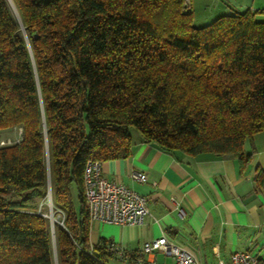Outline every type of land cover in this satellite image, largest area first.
<instances>
[{
	"label": "trees",
	"instance_id": "trees-1",
	"mask_svg": "<svg viewBox=\"0 0 264 264\" xmlns=\"http://www.w3.org/2000/svg\"><path fill=\"white\" fill-rule=\"evenodd\" d=\"M255 12L195 26L190 0H0V130L21 129L0 146V264L123 262L111 240L90 243L83 170L130 155V128L164 150L245 162L264 131ZM48 181L63 214L53 235L34 201Z\"/></svg>",
	"mask_w": 264,
	"mask_h": 264
},
{
	"label": "crops",
	"instance_id": "crops-1",
	"mask_svg": "<svg viewBox=\"0 0 264 264\" xmlns=\"http://www.w3.org/2000/svg\"><path fill=\"white\" fill-rule=\"evenodd\" d=\"M243 148L242 163L230 156L168 151L132 136L130 155L102 161V173L145 195L148 213L141 225L89 219L90 243L104 238L124 248L121 264H172L162 252L138 259L142 244L162 235L202 264H231L235 251L253 252L264 261V188L256 181L257 168L264 169V131ZM133 171L145 173L146 181L132 179Z\"/></svg>",
	"mask_w": 264,
	"mask_h": 264
},
{
	"label": "built area",
	"instance_id": "built-area-1",
	"mask_svg": "<svg viewBox=\"0 0 264 264\" xmlns=\"http://www.w3.org/2000/svg\"><path fill=\"white\" fill-rule=\"evenodd\" d=\"M188 3L189 0H186ZM21 129L17 137L0 139V146L12 144L19 140ZM131 178L146 181L145 173L131 172ZM83 193L88 209L89 219L118 225H141L148 213L147 197L118 181L106 178L102 173V162L88 160L83 170ZM49 197V193H48ZM112 249L118 257L127 254L124 248L114 244ZM162 252L172 257V264H202L194 253L186 247L176 244L166 235L145 241L140 249V257ZM139 258V261H141ZM231 264H264L256 254L249 251H235L230 256ZM150 264H157L154 260Z\"/></svg>",
	"mask_w": 264,
	"mask_h": 264
},
{
	"label": "rangeland",
	"instance_id": "rangeland-1",
	"mask_svg": "<svg viewBox=\"0 0 264 264\" xmlns=\"http://www.w3.org/2000/svg\"><path fill=\"white\" fill-rule=\"evenodd\" d=\"M9 6L14 16H17L12 3L9 2ZM190 8L194 18V25L203 26L222 14H232L235 11H243L246 8H250L253 11H256V9L264 10V0H190ZM255 17L258 20H264V11H256ZM130 133L133 137L139 135L135 128H130ZM17 135L18 133L13 129L0 130V139L10 137L14 140ZM49 186L50 183L48 188ZM70 196L73 204L77 205L78 191L75 184H71L70 186ZM34 201L38 209L48 219L49 225L52 218L54 219L53 223L62 225L63 214L60 210L53 209L52 200L48 197V192L44 200L35 199ZM168 258H170V256Z\"/></svg>",
	"mask_w": 264,
	"mask_h": 264
},
{
	"label": "water",
	"instance_id": "water-1",
	"mask_svg": "<svg viewBox=\"0 0 264 264\" xmlns=\"http://www.w3.org/2000/svg\"><path fill=\"white\" fill-rule=\"evenodd\" d=\"M48 184H49V181H48ZM48 189H49V191H48V193H49V198L51 199V192H50L51 189H50V186H49ZM50 222H51V223H50V230H51V234L53 235V230H52V229H53V224H54V223H53L52 220H51ZM55 262H56V261H55ZM55 264H56V263H55Z\"/></svg>",
	"mask_w": 264,
	"mask_h": 264
},
{
	"label": "bare ground",
	"instance_id": "bare-ground-1",
	"mask_svg": "<svg viewBox=\"0 0 264 264\" xmlns=\"http://www.w3.org/2000/svg\"><path fill=\"white\" fill-rule=\"evenodd\" d=\"M51 220H52V221H54V219H53V218H52Z\"/></svg>",
	"mask_w": 264,
	"mask_h": 264
}]
</instances>
